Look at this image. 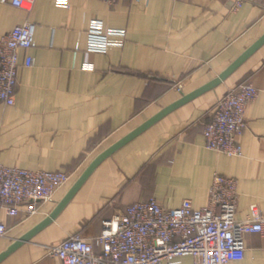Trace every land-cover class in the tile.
<instances>
[{"label": "crops", "instance_id": "0c3cea01", "mask_svg": "<svg viewBox=\"0 0 264 264\" xmlns=\"http://www.w3.org/2000/svg\"><path fill=\"white\" fill-rule=\"evenodd\" d=\"M33 0L29 10L0 0V36L36 24L35 47L19 51L15 104L0 102V164L64 171L67 183L37 213L10 217L0 253L44 220L102 151L163 108L218 76L264 34V0ZM92 19L126 30L122 47L87 48ZM26 55L33 66L23 63ZM243 81L258 90L245 113L241 156L207 149L202 133L217 99ZM238 182L236 218L264 214V44L225 80L165 114L102 160L58 215L0 264H62L47 254L71 234L93 239L137 201L202 208L213 174ZM244 258L264 264V233L248 234ZM160 264H167L161 262ZM179 264H193L191 256Z\"/></svg>", "mask_w": 264, "mask_h": 264}, {"label": "built area", "instance_id": "2783aa9c", "mask_svg": "<svg viewBox=\"0 0 264 264\" xmlns=\"http://www.w3.org/2000/svg\"><path fill=\"white\" fill-rule=\"evenodd\" d=\"M113 5L116 0H101ZM33 0H11L15 7L29 10ZM68 7L69 0H55ZM241 5L238 0L235 8ZM36 24L24 22L0 36V102L15 104L19 51L35 47ZM126 30L110 28L92 19L87 29L90 52L105 53L110 47H122ZM29 68L34 58L26 55L22 63ZM257 88L243 81L220 96L202 133L207 149L226 156H241L240 136L246 126L245 113L256 99ZM64 171L29 170L0 164V208L13 217L22 212L31 216L40 204L52 201L55 193L68 181ZM236 178L213 174L207 203L194 208L184 199L177 208L163 207L155 198L137 201L121 213L106 220L93 239L71 234L48 246L47 254L62 264H179L191 256L193 264H229L245 254V236L264 233V214L250 205L244 219L236 218L238 203ZM7 228L0 221V238Z\"/></svg>", "mask_w": 264, "mask_h": 264}, {"label": "water", "instance_id": "95a60500", "mask_svg": "<svg viewBox=\"0 0 264 264\" xmlns=\"http://www.w3.org/2000/svg\"><path fill=\"white\" fill-rule=\"evenodd\" d=\"M264 44V34L256 40L250 47H248L238 58H236L231 64H229L218 76L204 84L203 86L193 90L188 94H182V96L163 108L156 115L152 116L148 120H146L143 124L138 126L135 130L131 131L129 134L118 140L116 143L108 147L106 150L102 151L98 154L94 160L87 166V168L82 172V174L77 178V180L72 184L64 197L57 203L54 210L44 219L42 220L33 230L20 237L18 240H15L10 246H8L3 252L0 253V261L5 258L9 253H11L15 248L21 245L23 242L27 241L33 233L42 229L48 223H50L58 213L63 209V207L68 203V201L73 197L76 191L81 187L84 181L88 178V176L93 172V170L97 167V165L104 160L106 157L111 155L115 150L124 145L126 142L143 132L157 120L162 118L165 114L177 108L178 106L192 100L193 98L199 96L200 94L213 89L220 82L225 80L237 67H239L250 55H252L260 46Z\"/></svg>", "mask_w": 264, "mask_h": 264}]
</instances>
